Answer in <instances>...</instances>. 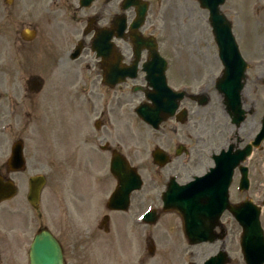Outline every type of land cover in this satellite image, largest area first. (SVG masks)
Returning a JSON list of instances; mask_svg holds the SVG:
<instances>
[{
	"label": "rangeland",
	"instance_id": "1",
	"mask_svg": "<svg viewBox=\"0 0 264 264\" xmlns=\"http://www.w3.org/2000/svg\"><path fill=\"white\" fill-rule=\"evenodd\" d=\"M6 1L0 0L1 104H5L8 97L25 93L33 82L31 79L36 80L38 78L43 81V85L40 91H38L37 86H34L33 89L36 88L34 95L36 103L32 101L30 110L32 114L33 112H44L41 117L45 118L47 116L49 118L48 121H44V123H47L46 128L40 132L39 123L37 121L31 123L32 118H25V115H23V135L21 137L25 144V149L27 148L25 156L28 159V163L26 171L19 174L23 185L25 184L22 191L26 193V180L29 176L36 173H44L47 183L41 195L40 227L46 226L61 241H64L65 235H67V247L70 248L69 240L71 238L68 231V217L64 206L60 205L61 199L64 198L67 201V188L71 184L75 188L74 191L76 193L80 192L87 201H90L84 207V209H90L94 206L96 199L101 194L110 191L113 185V181L108 176L107 167H94L85 164V152H80V150L73 148L74 145H77V148L79 147V142L76 140L82 134L81 129H85L86 133L92 121L96 118L88 109L86 111L84 103L87 95L85 91L88 90V87H85L83 83L88 84L91 76L86 69V64L91 63L93 59V54L89 50L90 36L84 37L85 49L81 58L75 62H70L67 59V53L72 51L78 40L83 39L82 32L86 19L93 15L92 10H96V7L103 5L101 3L102 0H95L88 11H78L77 0H11L9 3H6ZM149 1V27H152V25L156 27L153 35L156 38L159 50L168 59L172 56L169 59V70L174 74L177 64L178 73L181 76H185L187 66L176 63L172 55L176 49L184 46L182 42H186L185 45L190 43L189 46L192 47L216 48L207 22L208 12L201 9L195 0ZM184 3H187V5ZM221 11L232 22V32L235 40L249 63L248 81L244 89L245 95L250 100L248 105L251 104L250 98L252 94L259 96V102L254 103L255 115L247 116V122L241 129L240 135L243 138H245L244 134H247L246 137H250L257 130H253V133L249 132L250 124L252 122L255 124L260 115L264 114V88L258 87L255 82L256 77L264 71V0H225ZM117 12L119 11L115 8V13ZM26 28L36 31V37L31 42H24L20 38V32ZM209 53H213V51ZM257 60L261 63L260 66L256 64ZM21 65L27 69V72L23 73V78L17 81V74ZM35 65L37 66L34 68ZM6 68L12 71L8 72ZM35 73L43 78L35 77L37 75ZM32 91L27 92L32 95ZM214 96L212 95L211 100L215 98ZM43 97H48V105H46L48 102L42 103ZM76 98L78 100L77 103L74 101ZM67 101L71 102L67 103ZM73 103H75V106H73ZM134 104L137 103L135 102ZM211 104L212 101L210 107ZM70 106H72V109L77 108V113L72 109L69 110L68 107ZM125 106L129 110L133 105L131 103L127 106V103H122L120 106L122 110L111 116L109 120L103 119L104 123L107 124L106 131L109 132L111 128L115 129L116 125H118L125 132L127 128L123 127V123L127 124L129 121V126H127L129 130L137 138H143L146 136V130V133H149L148 129L136 117V119L134 118L135 115L132 113L128 114L124 110ZM35 119L41 121L39 116H36ZM108 121L109 123H107ZM108 124L111 125V128ZM225 126L226 119L223 116L214 121L211 119L202 120L190 115L181 126L177 127V130L186 145V149L188 150L189 148L192 152L195 140L201 136L199 135V129L205 128L215 133L219 130L222 131L221 134L226 135ZM161 129L166 130V127L163 125ZM14 131L11 133L7 132L10 135L0 134V144H3L2 140L5 137L10 141L14 140L12 136ZM66 133L67 142L64 139ZM25 134H28L30 138H27ZM40 134L45 139L54 136L49 140L50 146L56 147L57 144L58 148L55 151L52 150L54 153H49L48 155V158L53 162L51 166L50 164L48 166L45 162L44 167L39 169L32 163L33 157L48 154L43 152L44 150L39 149L40 146L36 142L39 140ZM113 134L114 132L111 131L110 135ZM170 137L173 143L178 140L175 138H179L174 135ZM125 141L126 150H131L132 158L134 160H142L144 156L143 149L140 150V147H134V143L126 139ZM221 144L224 145L225 142L221 140L219 135L213 141L215 150L223 147ZM66 148L67 153H65ZM0 157H4V152L1 149ZM65 159H67V163H63ZM90 175H95V180L89 178ZM187 178L188 176L184 180ZM99 218V215L86 216L85 218L78 216L79 221L76 222V227L77 229L83 228L85 222H91L93 225L95 220ZM222 219H225V216ZM163 223L166 224L167 230H169L166 233L163 231L161 233L157 228L153 229L157 230L159 240L155 242V251L152 256L148 257L143 244L147 240L146 232L148 227L135 226L134 242L130 248L131 253L126 252L120 237L115 236V254L111 245L109 247L106 244L105 246H92L89 250L83 247L82 250H85L84 255L80 253L79 256L69 253L67 261L69 264H83L82 261H84V264H116V261H118L117 264H140V262L141 264H152V261L154 262L153 264H189L197 262V264H201L203 260L214 255L219 247L225 246L230 256L229 264H241L239 259L236 261V256H238L236 244L230 248L231 243L220 240L212 244L192 247L183 241L176 245V243H173L176 236L174 215L169 214L163 217ZM71 232L74 235L73 240H77L78 231L72 228ZM151 232L153 231L151 230ZM75 244L77 247L81 245L80 242ZM146 245H149L148 241Z\"/></svg>",
	"mask_w": 264,
	"mask_h": 264
},
{
	"label": "flooded vegetation",
	"instance_id": "2",
	"mask_svg": "<svg viewBox=\"0 0 264 264\" xmlns=\"http://www.w3.org/2000/svg\"><path fill=\"white\" fill-rule=\"evenodd\" d=\"M113 1L106 0L105 5H103L96 13L98 19L108 25L112 13L108 11V15H105L104 10L107 8L112 10ZM107 14V12H106ZM118 43V41H117ZM127 43V42H125ZM185 53L179 55V61L184 66H187L185 76L180 74L177 76L176 83L185 84L188 87L196 86L198 89L197 93H189L186 95L189 98L191 95L193 100L192 104L195 106L194 113L200 119L215 118L217 111L216 107L207 108L210 104L209 92H214L210 90V87L214 86L215 76L212 74V59L214 58L211 54L203 53L204 49L200 48H186ZM116 52L121 53V63L129 64L133 59V50L131 48H120L118 47ZM147 53L143 51L139 57L140 64L147 60ZM119 60V58H118ZM108 62L112 63L113 58H109ZM89 68L91 74L90 80L87 83H83L88 90L85 97V108L88 109L91 114L100 119L106 118L109 120L110 115L118 113L121 109L122 103H127V106L134 102L136 94H132L133 90L137 87H143L144 76L141 72H138L137 77L132 79H126L122 84L115 86H107L103 83L104 69L101 64V60L95 59L92 64H88L86 69ZM207 78L204 80V78ZM187 88V87H186ZM194 88V87H193ZM96 89V90H94ZM187 92V90H186ZM205 94L207 102L205 105L201 106L198 104V97L201 94ZM19 96L15 95L14 99L11 98L10 102L6 101L5 104H1L0 98V122L4 124V129H10V133L14 131L12 135L14 140H8L6 137L2 140L3 144H0V149L4 152V157L0 162V175L4 180H8L10 176L14 175L9 170L7 165L9 151L13 144L17 141H21L22 134V118L23 109L22 102L19 101ZM186 99V98H185ZM191 101L186 99L183 100L179 109L183 107H188L191 109L193 105ZM241 106L247 108L246 99L242 96L240 99ZM126 111V106L124 107ZM124 112V111H123ZM228 115H226L227 117ZM172 122L173 121H169ZM103 129L96 132L90 140L99 142L98 157L101 164H109L111 158L115 153H119L123 156L131 166L143 167L145 175L146 192L143 196V201L138 197L139 194L130 195L129 208L125 212L121 211H111L114 213H119L123 215L122 219L114 218V223L120 221L121 226L130 225L133 221V213L138 209L139 206L145 202L154 205L155 201H159L160 206V195L167 187L169 183L175 182L176 184H183L186 176L190 175L193 177H200L205 175L214 166V161L212 159L213 155L216 153L213 146V141L215 140V133H211L205 128L199 129V136L195 140V145L193 146L192 152L184 147L183 140L178 133L177 127L173 123L172 126L168 127L169 130L158 129L151 130L148 129L149 134L145 137L144 143L147 144L148 155L147 159L143 162L132 158L131 150H126V140L135 143L136 137L134 133L132 134L128 129L127 131L116 130L113 135L110 131H106V125L100 121ZM229 127L234 126L231 122ZM259 126V122L257 123ZM226 136L220 135L221 140L228 143V146L232 147L231 152H237L238 149L245 147L252 139L244 141L245 138L241 137L238 133V127L229 128ZM7 132V131H6ZM177 136L175 138L177 141L172 142V138L169 136ZM10 135V134H8ZM201 138V139H200ZM89 138L84 137L83 142L85 144L89 143ZM223 144H221L222 146ZM22 147L24 144L22 142ZM155 148H159L162 154H164L163 159H155L153 156V151ZM221 148L219 149V151ZM218 151V152H219ZM91 154V150L87 151ZM2 157V156H1ZM108 158V159H107ZM190 158V159H187ZM87 162H92L93 160H85ZM99 163L98 160H96ZM241 169L245 170L243 174ZM244 178L246 181V186H242L239 189V182ZM11 179H13L11 177ZM15 179V180H14ZM16 181V176L14 177ZM117 187L115 183L114 188ZM12 198L9 201H5L4 207L0 210V246L1 259L4 264H23V258L28 259L29 245L31 244L34 236L38 234L41 229L39 228V218L37 216L38 211H32V213L24 212L22 207V201L20 199L15 200ZM139 199L140 203L139 204ZM228 199L233 206H242L241 210L245 212L247 210L258 211L259 212V225L261 229V235L257 232L249 234L246 229L244 231L235 220L231 218L229 212H225V220L222 224H219V231L223 235L225 241H232V232L239 231L240 242L242 247L240 249L239 262L241 264H247L249 259L255 261L263 258L264 256V146L263 143L259 145L258 148L254 149L251 155L246 158L241 166H237L233 169L231 185L228 189ZM72 209L73 211L82 212L86 205L90 201L85 200L83 196H74ZM156 201V202H157ZM106 205L107 202L103 203ZM249 204V206H247ZM251 206V207H250ZM92 210L99 212L100 203L96 202L95 207H91ZM70 210L67 207V211ZM132 212V213H131ZM129 213V214H128ZM69 219L72 220V213L69 212ZM110 218L105 214L102 215L100 221L96 222V229L101 231H107ZM82 241L86 244L90 243L92 240H96L97 237L94 234H88V230L84 231V234L80 237ZM59 244L63 250L64 257L66 252L68 253L71 248L67 247V240L62 242L59 240ZM73 250V247H72ZM71 250V251H72ZM66 264V262H65Z\"/></svg>",
	"mask_w": 264,
	"mask_h": 264
},
{
	"label": "water",
	"instance_id": "3",
	"mask_svg": "<svg viewBox=\"0 0 264 264\" xmlns=\"http://www.w3.org/2000/svg\"><path fill=\"white\" fill-rule=\"evenodd\" d=\"M90 1L91 0H86V4H89ZM200 2H201V6L207 8L210 12V20L213 29V34L215 36V40L217 42L218 47L222 50L221 56L225 57L226 60L228 61L229 59L232 60V58L235 57L239 58L237 52L235 51L236 45L230 33V24L223 18V16L219 13L218 10V5L219 3L222 2V0H220L218 3L213 0H200ZM144 12L145 9L141 8L140 16H142ZM101 40L102 38L96 39L95 43L93 44V48L95 50H98V52L100 51L101 48V42H100ZM229 49H231L232 52H230ZM78 50L79 49H77V51ZM238 69H239L238 67H231L227 65L225 71V78L218 84V88L225 94V96H227L228 99H231L230 97L231 93L233 94V98H235L239 91L240 87L237 82L239 79L240 70ZM233 80H235V84L230 83ZM137 113L141 118H143L147 122H154L155 124H157L160 121V119L159 121L154 120L157 117L156 111L148 112L146 108H144V106L139 107L137 109ZM223 159L225 161H229V159L225 158L224 156ZM20 164H21V159H20ZM118 171L119 170L117 169V167H112V173L114 175L117 176ZM42 183H43L42 178L36 177L30 180L31 199H37L39 189ZM192 185L190 188H186V187L179 188L176 192H174V196L172 197V199L175 200V206H178V208L183 209V211H181L180 209L179 210L184 218L185 234L188 236L194 234V232H196L198 228V221H196L197 217L199 218L201 217V219L208 218L211 222V226H213V224L219 217V213H215L211 216H207V213H204L203 211H197V209L200 208L198 203L201 204L203 200V195H201L199 191L198 192L196 191V189H198V186H192ZM11 191L12 190L9 189V192ZM224 201H225L224 197L221 199L210 198L209 208L215 206L217 202L221 203L218 205L219 208H221L224 204ZM205 202L206 201H204V203ZM193 207H195V209H192ZM235 215L236 217H238L236 213ZM33 249L34 252H32L31 254L30 264H62L60 249L56 241L48 234L47 235L43 234L40 239L36 240L33 245ZM211 261H213V259Z\"/></svg>",
	"mask_w": 264,
	"mask_h": 264
}]
</instances>
